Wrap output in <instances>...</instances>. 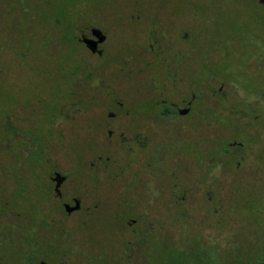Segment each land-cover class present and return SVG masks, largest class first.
Wrapping results in <instances>:
<instances>
[{"label": "rangeland", "instance_id": "1", "mask_svg": "<svg viewBox=\"0 0 264 264\" xmlns=\"http://www.w3.org/2000/svg\"><path fill=\"white\" fill-rule=\"evenodd\" d=\"M90 27L107 35L102 57L92 55L76 39L80 31L89 35ZM186 30L193 41L192 53L182 63L192 79L189 89L183 86L185 79L174 82L170 75L175 61L173 44ZM95 67L98 97L105 96L102 83L109 85L110 97L129 101L195 95L196 109L188 116L187 126L174 123L160 134L162 150L178 163L195 162L206 149L216 148L220 126L225 130L226 147L239 149L227 155L223 172L213 167L207 177L204 171L194 170L193 210L187 217L164 219L163 234L151 250L152 263L250 264L264 260V102L254 90L261 87L264 91V1L0 0L2 199L14 193L9 181H23L29 205L33 201L36 225L44 220L47 226L57 227L58 212H64L62 202L37 196L38 188L48 186L52 169L67 175L61 187L65 203L73 205L72 197L81 187L90 189L88 178L77 171L82 129L75 123L91 113L74 100L90 98L92 80L86 74ZM224 91L227 104L240 101V119L236 122L227 110L231 117L206 128L202 116L208 118L211 112L203 106L222 104ZM29 127L36 133L38 128L48 129L51 134L42 136L41 131L40 139L29 138ZM10 128L17 132L14 138ZM30 139L43 145L44 151L34 158L29 157ZM104 141L99 137L98 146H104ZM113 145L121 164L123 149ZM202 182L221 184L222 199L217 200L215 191L209 202L208 187L201 186ZM101 183L95 194H103L105 183ZM99 210L107 211L105 202ZM76 216H65L67 229L76 226ZM24 217L12 213L6 221L17 223ZM60 255L56 249L47 258L56 261Z\"/></svg>", "mask_w": 264, "mask_h": 264}, {"label": "flooded vegetation", "instance_id": "2", "mask_svg": "<svg viewBox=\"0 0 264 264\" xmlns=\"http://www.w3.org/2000/svg\"><path fill=\"white\" fill-rule=\"evenodd\" d=\"M93 28L98 27H90L89 35L80 31L76 39L92 55L102 57L107 48L105 44L108 38L105 32L98 28L105 38L97 43L95 52L89 50L83 41V37L96 39L92 35ZM186 32L187 30L183 31L180 36L182 39L176 45L173 44L175 61L170 75L174 82L185 79L183 86L189 89L192 79L182 63L192 53L193 41ZM155 42L158 43V40ZM168 42L171 43L170 40ZM160 48L158 45L159 51ZM86 75L92 80L90 88L93 92L90 98L81 101L75 99L74 103L82 105L84 111L91 114L75 123V126L79 124L82 129L78 135L81 136L82 149L77 153L76 166L79 175L88 178L90 189L81 187L72 197L74 203L79 201V208L66 212L64 206L67 203L64 202V189L61 187L67 175L58 169H52L48 175V186L38 188L37 196L41 200L52 197L57 202H62L64 212H58L60 215L56 221L57 227H49L44 220L36 225L33 201L30 199L29 205V191L23 181H18L17 184L9 181V187H14L15 190L6 196V200L2 199L3 190L0 186V264H154L151 250L156 247L163 234L162 226L167 224L164 219L179 215L187 217L193 210L194 170L204 171L207 177L213 167H218L223 172L226 170L227 155L239 151H235V147H226L225 130L220 126L217 129L219 142L216 148L206 149L203 158H197L195 162L178 163L176 158L162 150L160 134L163 130L170 129L174 123L179 127L187 126L188 116L196 109L194 94L190 98L129 101L110 97L109 85L102 83L101 86H105L106 90L105 96L98 97L96 67ZM211 75L207 76L205 87L209 86ZM257 85L262 86L259 83ZM219 89H222V84ZM254 90L258 91L256 93L264 102L263 89L258 87ZM77 91L75 90L76 97ZM222 95V104L203 106L211 112L208 118L202 116L206 128L224 121L228 116L227 110L231 111L236 122L240 119V101L229 105L225 101L226 92H222ZM132 106H137L136 112L130 108ZM98 107L101 108L100 117L97 116ZM33 114V110L29 109V115ZM258 117L259 115H254V118ZM1 119L0 112V133ZM49 124L48 122L47 126ZM41 131L38 128L36 133L29 127V138L40 139L51 134L46 129L39 137L38 133ZM8 132L13 138L17 135L12 128ZM56 132L55 134H60L59 131ZM99 137L105 138V147L98 146ZM33 139L29 140L30 158L44 151L43 145ZM15 140L18 138L15 137ZM113 144H118L123 149L120 154V160H123L120 161L121 164L119 157L112 151ZM34 145L37 147L35 152ZM25 148L27 146L23 149ZM56 173L66 176L58 190L54 179ZM101 181L105 183V188L101 190L103 194H95ZM204 182L201 186L208 187V201L213 200L215 191L218 193L217 200H221V184L218 187ZM102 202L106 203V212L99 210ZM101 212L104 213L103 217L98 216ZM12 213L23 214L25 217L17 223L6 221ZM71 214L77 215L73 230L66 228L65 216ZM43 217L44 215L41 218ZM56 249L61 252L60 258L56 261L49 260L47 256Z\"/></svg>", "mask_w": 264, "mask_h": 264}, {"label": "water", "instance_id": "3", "mask_svg": "<svg viewBox=\"0 0 264 264\" xmlns=\"http://www.w3.org/2000/svg\"><path fill=\"white\" fill-rule=\"evenodd\" d=\"M92 35L96 38H89V37H83V41L84 43L87 45V47L89 48V50H91L92 52L96 51V46L97 43H100L104 40L105 35L102 33V31L98 28H93L92 29ZM65 175L61 174V173H56L55 175V181H56V189L58 190L60 184L62 183V181L65 179ZM65 211L66 212H71L74 210H77L79 208V201L76 200L75 203L73 205L70 204H65L64 206ZM250 264H264V260L262 261H256Z\"/></svg>", "mask_w": 264, "mask_h": 264}, {"label": "trees", "instance_id": "4", "mask_svg": "<svg viewBox=\"0 0 264 264\" xmlns=\"http://www.w3.org/2000/svg\"><path fill=\"white\" fill-rule=\"evenodd\" d=\"M262 259H258V261H261Z\"/></svg>", "mask_w": 264, "mask_h": 264}]
</instances>
